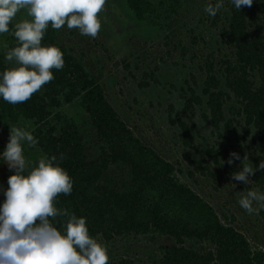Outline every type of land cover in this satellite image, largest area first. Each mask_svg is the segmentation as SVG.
<instances>
[{"label": "trees", "instance_id": "1", "mask_svg": "<svg viewBox=\"0 0 264 264\" xmlns=\"http://www.w3.org/2000/svg\"><path fill=\"white\" fill-rule=\"evenodd\" d=\"M189 1L111 0L110 5L105 3L114 12L117 23L124 24L121 30L127 23L133 29L118 34L123 46L128 48L133 47L131 44L140 29L147 36L161 35L166 47L180 49L183 60L189 52L183 45L186 38L207 48L203 27L216 32V43L221 46L219 53L223 52L221 59L215 66L211 55L191 53L192 59L205 60L200 65V92L196 94L189 89L190 95L186 97L181 89L180 112H175L171 104L164 107V98H156L154 102L133 96V105L141 114V119H135L129 113L131 105L125 110L114 99L106 97L103 85L85 61L91 60L88 55L92 47L86 36H81L78 29H68L67 24L59 30L49 24L41 44L58 47L63 53L64 67L52 69L54 79L26 102L14 105L0 97V133L5 134L7 144L10 128H23L38 141L35 147L22 142L27 153L34 149L49 157L59 158L64 154L61 166L72 178L73 189L71 195H59L55 206L85 217L89 235L101 244L111 246L123 242L125 247L143 237L157 245L156 250L147 254L148 264H263V252L253 251L246 235L233 227L235 215L222 214L227 223L223 222L215 208L194 190L199 184L196 175L215 180L210 162L216 164L220 150L208 148L205 154L197 151L193 123L180 114L188 119L197 107L201 120L212 131L221 135L241 130L244 137L252 134L264 152V0H253L251 7L240 10L232 0H227L215 17L206 13L203 6L199 8L197 20ZM23 18L21 10L9 25L10 31L0 34V74L18 66L15 60L9 62L5 56L7 51L19 46L13 31L15 23ZM105 18L108 19V14ZM186 19L193 20L194 26L201 30L199 38L192 34L193 30L187 37L180 35L184 34L181 22ZM101 24L106 28V22ZM105 30L104 35L110 37ZM107 51L102 52L107 54ZM91 57L111 59L100 53ZM124 68L136 82L138 95L160 97L155 90L159 81L154 72L136 76L132 68L129 71V64H124ZM134 69L140 70L136 65ZM154 69L157 71V67ZM190 78L195 80L193 74ZM184 83L188 85V80ZM148 115L152 118L148 119ZM155 124L161 126L157 132L167 135L165 140L180 149L184 160L196 164L195 169L183 166L178 160L168 162L163 152L146 140L144 133L152 129L149 125ZM255 166H258L256 161ZM13 174L14 171L5 168L0 189H7L8 177ZM259 174V189H264V171L259 170ZM4 199L2 191L0 205ZM259 213L264 219V209ZM66 219L57 217L52 221L62 234ZM141 259V255L138 262L129 256L109 258L108 264H140Z\"/></svg>", "mask_w": 264, "mask_h": 264}, {"label": "clouds", "instance_id": "2", "mask_svg": "<svg viewBox=\"0 0 264 264\" xmlns=\"http://www.w3.org/2000/svg\"><path fill=\"white\" fill-rule=\"evenodd\" d=\"M106 0H0V34L10 31L17 13L26 10L31 20L15 23L13 35L18 45L7 51L5 59L15 60L17 67L0 74V97L9 104L26 102L45 84L54 79L52 69L64 67L62 51L56 46H42L41 41L49 24L59 30L78 29L81 35L95 39L101 30L98 14ZM235 8L251 7L253 0H232ZM223 0L204 9L215 17ZM7 47V45H5ZM35 147L38 141L29 132L11 127L3 152L13 175L0 205V264H108L107 246L89 235L85 217H77L67 209L55 206L61 194L71 195L73 180L61 166L65 156L42 155L36 166H29L23 154L22 142ZM240 160L230 153L227 163ZM245 154L243 161H248ZM242 170L232 173L237 182L249 183L257 170H264V160L256 168L242 163ZM259 205L253 207V203ZM238 203L249 214L264 209V193L258 190L241 192ZM57 217H66L64 233L54 226Z\"/></svg>", "mask_w": 264, "mask_h": 264}, {"label": "rangeland", "instance_id": "3", "mask_svg": "<svg viewBox=\"0 0 264 264\" xmlns=\"http://www.w3.org/2000/svg\"><path fill=\"white\" fill-rule=\"evenodd\" d=\"M106 1L107 4L110 5L109 1L111 0ZM225 1L227 0H224L223 3ZM217 2L218 0H190L188 5L192 7V12L195 11L197 20L200 7L205 6L206 8L207 5L211 3L216 4ZM102 11H104V13L102 15L98 14V16L103 19L100 20L101 22H106V28L103 29L104 25L101 24V30L95 39L89 36L85 37L89 41V44H92L90 54L88 55L91 60L85 61L92 67V71L98 77L100 84L103 85L106 97L114 99L118 104L122 105L125 110H128V104L131 105L132 107L129 109V113L133 116L135 115V119H141V114L137 112L133 105V96H138L139 99L147 101L154 100V102H156V98L160 100L164 98L166 99L164 107L171 104L174 106L175 112H180L182 108V100L179 98L181 89L185 91L184 94L186 97L190 95L189 89L196 94L200 92L199 85L200 79H202L200 65H202L205 60L199 57H194V59H192V52H195L196 56L211 55L212 62L215 66L218 65L221 59L223 52L221 54L219 53L221 46L216 43V32L211 30L209 26L210 31L208 28L203 27V39L207 42V48L201 43L193 44L189 38H186L183 45L189 52L186 53L185 59L182 60L179 56V48L174 50L172 46L166 47L161 35L147 36V34H145L146 31L144 32V30L142 31L140 29L137 30L138 33L135 34L136 38L133 39V43L131 44L133 47L128 48L123 46V42L121 38H118V34L132 31L133 29L127 23L125 28L121 30L120 27L124 26V24L119 25V23H117V17L114 15V12H110L109 7L104 6ZM23 13V20H31L26 10H23ZM107 14L108 19L105 18ZM207 23L209 24V22ZM194 25L195 22L191 19H186L185 22L182 21L181 29L184 34L180 35L187 37L186 34L193 30L192 34L199 38L201 30ZM104 30L110 37L104 35ZM176 34H178V31ZM81 36L84 37L85 35ZM103 37L108 40V43L104 42L105 39ZM94 40H96V43H94ZM105 44L110 45L106 46ZM111 45L113 48L111 47L109 51L108 48ZM104 49L108 50L106 52L107 54L102 52ZM166 52H169V55H167ZM98 53L102 54L104 58L111 57V59L103 60L100 58V60H94L91 56L93 54L98 55ZM130 53L133 54L132 59H130ZM225 53L226 52H224V54ZM124 64H129V71L131 70L130 68H132L136 76L145 72H154L155 77L159 81V85H156L155 90L159 91L157 95L160 97H154L153 99L138 95L136 82L129 76L128 70L124 68ZM135 65L139 66L140 70H135ZM155 67H157V71L154 69ZM191 74H193L195 80L190 78ZM110 80H113V83L109 84ZM184 80H188V85L184 83ZM200 114L201 111L196 107L192 111V114L188 116V119H186V116L183 114H180V116L190 124L191 122L193 123L192 134L196 142V147H198L197 151L205 154L206 150L209 148L220 150V154L217 157L216 164L210 162L212 165L211 171L214 172L216 176L214 178L215 180L213 181V179L208 176L201 177L196 175L199 182L197 185L199 190H197V188H194V190L201 194V196L215 208L223 222L226 221L222 214H226L227 217L230 214H234L236 220L232 223L233 227L246 235L253 251L256 249V251L263 252L264 254V219H261L260 213H247L238 203L241 198V192L246 193L250 190H258L260 193H264V189H259V184L257 182L261 178L259 170L255 171L254 175L249 177V183L247 185L231 178L232 173L242 170V163H248L250 166L256 168L255 161L259 164L261 160H264V152L260 151L259 146L254 142L255 140L252 134L244 137L241 130H239L238 133L234 134H227L222 131L223 133L218 135V132L210 129L209 124L201 120ZM148 117V119L152 118L150 115H148ZM148 127H152V129L144 133L146 140H149L148 142L159 148L168 162H175L178 160L183 166L188 165L192 170L195 169L196 164L184 160L180 149L165 140L167 135L157 132V128H161V126L158 127V125L155 124L154 126L149 125ZM143 131L144 129L140 132ZM5 141H7L5 134L0 133V183L4 182L5 168H8L2 155L6 147ZM232 152L238 153L241 160H234L233 163L229 165L227 161ZM23 154L26 161L29 162L30 167L36 166L39 158L42 156L34 149L29 150V153L24 150ZM245 154L248 155V161H243ZM191 158H193V153L191 154ZM1 189L5 190V188ZM1 192L2 191H0V193ZM253 207L258 208L259 205L254 202ZM136 239V241L133 240L126 244L125 247L123 242L107 246L109 258L117 259L129 256V258L138 262V258L141 255L142 259L140 264H148L146 262L147 254L150 255V251L156 250L155 248H157V245L154 242L144 240L143 237H138ZM157 242H159V240H157Z\"/></svg>", "mask_w": 264, "mask_h": 264}]
</instances>
